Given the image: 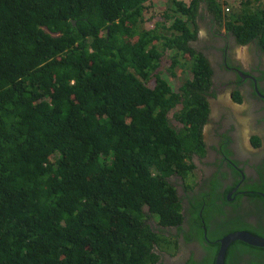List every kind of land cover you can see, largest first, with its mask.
Listing matches in <instances>:
<instances>
[{
    "label": "trees",
    "instance_id": "trees-1",
    "mask_svg": "<svg viewBox=\"0 0 264 264\" xmlns=\"http://www.w3.org/2000/svg\"><path fill=\"white\" fill-rule=\"evenodd\" d=\"M201 6L239 43L264 47V0H0V264H160L156 248L176 242L166 228L184 218L170 177L188 178L204 154ZM178 67L187 79L171 82ZM206 194L210 239L264 237L238 218L211 229L213 211L228 215L215 185ZM263 256L237 240L224 264Z\"/></svg>",
    "mask_w": 264,
    "mask_h": 264
},
{
    "label": "flooded vegetation",
    "instance_id": "flooded-vegetation-1",
    "mask_svg": "<svg viewBox=\"0 0 264 264\" xmlns=\"http://www.w3.org/2000/svg\"><path fill=\"white\" fill-rule=\"evenodd\" d=\"M205 19L208 34L192 42L212 70L211 85L206 91L208 113L201 128L204 154L192 155L195 167L190 188L178 175L170 177L184 218L180 228H166V235L176 242L166 249L156 248L160 264L215 263L221 238L208 237L202 214L204 207L210 205L206 193L213 185L221 195L214 204L228 217L219 210L213 211L209 218L211 229L223 227L230 218H238L248 227H264V47L256 39L239 43L213 14L208 13ZM254 138L259 144L254 143ZM194 170H198L196 176ZM197 203L199 220L193 216ZM195 220L203 228L201 237L197 236ZM218 243L213 256L210 251ZM243 256L247 258L248 254ZM261 261L264 264V256Z\"/></svg>",
    "mask_w": 264,
    "mask_h": 264
},
{
    "label": "rangeland",
    "instance_id": "rangeland-1",
    "mask_svg": "<svg viewBox=\"0 0 264 264\" xmlns=\"http://www.w3.org/2000/svg\"><path fill=\"white\" fill-rule=\"evenodd\" d=\"M158 1H164V0H158ZM167 1V0H166ZM182 1H184V2H188L189 0H182ZM230 1H234V0H230ZM156 6H158L157 4H156ZM166 6V5H165ZM229 6V5H228ZM231 6V5H230ZM161 7H163V6H161ZM227 6H225V8H226ZM225 10V9H224ZM225 12H226V10H225ZM207 14H208V12L206 11V9L205 8H203L202 6L199 8V18H198V16H197V23H198V36L197 37H199V36H204V35H207L208 34V32H209V27L208 28H206L205 27V21H206V19H205V16H207ZM200 19H201V22H200ZM199 22L201 23V24H199ZM207 22V21H206ZM149 26H151V25H149ZM208 26H209V24H208ZM223 26V25H222ZM198 39V38H197ZM169 54H170V52H165V56L166 57H168V58H166L164 61H163V59H162V62H161V64H160V66H159V68L158 69H163V70H165L169 65H170V60H169ZM164 56V57H165ZM188 64H191V62H188ZM176 69V68H175ZM175 69H174V71H175ZM156 71H157V69H156ZM175 73L177 74V76L175 77V78H173L172 80H171V82H174V81H179V82H181V80H183V79H185L186 78V76H185V74L182 72V68H180V67H178L177 69H176V71H175ZM189 78H191V76H189ZM187 79V78H186ZM171 115V114H170ZM169 115V116H170ZM172 125H175V121H173L172 122ZM194 172H195V176H196V174L198 173V170H194ZM191 175L190 176H188V178H186L185 179V181H184V183L185 184H188V183H190V179H191ZM177 179H179V178H177ZM183 182H181V184H182ZM144 211L146 212L147 211V209L146 208H144ZM146 218V220L150 223V224H154V221H153V219H152V216L151 217H145ZM154 220H158V218H157V216L156 215H154Z\"/></svg>",
    "mask_w": 264,
    "mask_h": 264
},
{
    "label": "water",
    "instance_id": "water-1",
    "mask_svg": "<svg viewBox=\"0 0 264 264\" xmlns=\"http://www.w3.org/2000/svg\"><path fill=\"white\" fill-rule=\"evenodd\" d=\"M72 22L73 24L75 23L74 20H72ZM235 240H240L253 246L264 247V237H260L245 230L230 232L219 240L220 248L215 259V264H224L226 248Z\"/></svg>",
    "mask_w": 264,
    "mask_h": 264
},
{
    "label": "clouds",
    "instance_id": "clouds-1",
    "mask_svg": "<svg viewBox=\"0 0 264 264\" xmlns=\"http://www.w3.org/2000/svg\"><path fill=\"white\" fill-rule=\"evenodd\" d=\"M226 11H227V8H224ZM192 174V173H191ZM171 181V180H170ZM185 181V180H184ZM188 184H190V183H188ZM146 209H147V211H148V208L147 207H145ZM152 219H153V221H154V224H156V225H158L157 224V220H154V218L152 217ZM248 244V243H247ZM258 247V246H257ZM215 264V263H214Z\"/></svg>",
    "mask_w": 264,
    "mask_h": 264
},
{
    "label": "bare ground",
    "instance_id": "bare-ground-1",
    "mask_svg": "<svg viewBox=\"0 0 264 264\" xmlns=\"http://www.w3.org/2000/svg\"><path fill=\"white\" fill-rule=\"evenodd\" d=\"M216 29V28H215ZM225 261V260H224Z\"/></svg>",
    "mask_w": 264,
    "mask_h": 264
}]
</instances>
